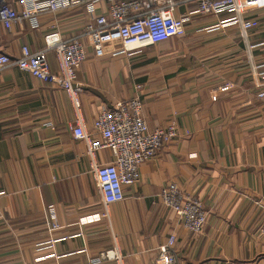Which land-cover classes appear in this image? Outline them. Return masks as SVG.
<instances>
[{"label": "crops", "instance_id": "0c3cea01", "mask_svg": "<svg viewBox=\"0 0 264 264\" xmlns=\"http://www.w3.org/2000/svg\"><path fill=\"white\" fill-rule=\"evenodd\" d=\"M55 1L57 11L41 13L37 27L24 19L9 31L0 25V55L14 61L23 46L38 52L77 38L86 56L75 82L92 139L100 140L95 118L132 99L149 131L174 122L177 137L140 166L122 202L104 207L92 165L111 163L112 152L91 159L73 138L67 95L7 67L0 73V264H88L108 250L124 264H164L170 236L177 264H264V99L257 98L264 0H248L245 37L231 13L203 16L186 3L175 14L184 19L183 37L132 57L101 58L83 34L107 16L108 4ZM47 61L56 72L53 50ZM168 183L201 203L207 219L200 234L162 205ZM52 224L58 229L50 231Z\"/></svg>", "mask_w": 264, "mask_h": 264}, {"label": "built area", "instance_id": "2783aa9c", "mask_svg": "<svg viewBox=\"0 0 264 264\" xmlns=\"http://www.w3.org/2000/svg\"><path fill=\"white\" fill-rule=\"evenodd\" d=\"M81 2H101L108 4L107 16H99L86 26L84 37H88L93 55L101 58L107 53L113 56L125 54L132 57L141 50L181 38L185 34L184 19L175 15L182 4L193 3L196 13L203 16H217L231 13V25L240 27L245 37L251 23L245 21L248 0H78ZM19 4L15 11L11 4ZM57 11L55 0H0V25L9 31L14 22L27 20L37 27L41 13L54 14ZM81 37V36H80ZM85 47L75 38L46 47L38 52H30L23 46L20 56L11 61L0 55V73L9 66L29 74L43 84L61 89L69 98L74 111L72 134L75 140L83 141L88 156L93 159L96 152L109 149L113 161L105 165H92L98 191L104 207L120 203L124 199V188L132 187L139 181L140 166L155 157L163 147L177 137L174 122L163 128L149 131L142 117V106L138 99L116 103L112 108L103 110L93 121L92 127L100 140L92 139L85 131L79 101L82 88L76 84V72L85 60ZM109 49L110 51H107ZM53 50L57 71L51 72L47 52ZM264 99V88L257 94ZM164 207L182 220L187 232L198 235L202 232L207 215L201 203L184 195L174 183L162 187L159 194ZM53 218V215H49ZM58 229L51 225L50 231ZM264 234V224L261 228ZM175 238H168L164 264H177L172 253ZM51 241L50 244H52ZM88 264H124L116 250L101 253Z\"/></svg>", "mask_w": 264, "mask_h": 264}]
</instances>
